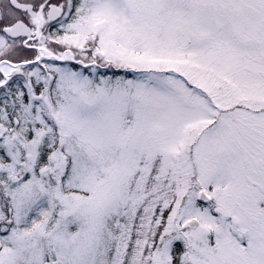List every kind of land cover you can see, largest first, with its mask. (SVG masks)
Listing matches in <instances>:
<instances>
[{"label":"snow or ice","instance_id":"snow-or-ice-1","mask_svg":"<svg viewBox=\"0 0 264 264\" xmlns=\"http://www.w3.org/2000/svg\"><path fill=\"white\" fill-rule=\"evenodd\" d=\"M0 264H264V0H0Z\"/></svg>","mask_w":264,"mask_h":264}]
</instances>
